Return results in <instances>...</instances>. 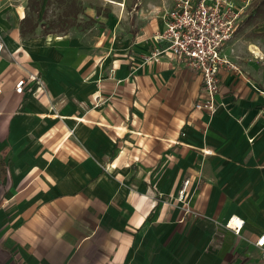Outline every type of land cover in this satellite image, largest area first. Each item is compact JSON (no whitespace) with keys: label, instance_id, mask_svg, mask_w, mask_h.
Returning a JSON list of instances; mask_svg holds the SVG:
<instances>
[{"label":"crops","instance_id":"0c3cea01","mask_svg":"<svg viewBox=\"0 0 264 264\" xmlns=\"http://www.w3.org/2000/svg\"><path fill=\"white\" fill-rule=\"evenodd\" d=\"M75 1L107 29L45 33L47 1L0 0V264H264V57L239 37L260 0L222 50L214 117L199 74L147 61L173 0H134L132 33L122 3ZM29 75L44 89L17 94Z\"/></svg>","mask_w":264,"mask_h":264},{"label":"built area","instance_id":"2783aa9c","mask_svg":"<svg viewBox=\"0 0 264 264\" xmlns=\"http://www.w3.org/2000/svg\"><path fill=\"white\" fill-rule=\"evenodd\" d=\"M250 3L251 0H244L243 5L239 6L235 0H173V7L165 14V30L156 36L159 46L147 59L148 62H159L165 54L170 53L186 68L199 74L202 95L195 109L210 117L216 116L222 106L217 99L219 75L221 69L229 64L222 56V50L239 30ZM2 51L0 41V54ZM31 83L37 84L38 89H44L40 77L29 75L16 84L17 94L22 95ZM190 183V180L183 183L178 197L187 215L191 214L188 198ZM242 225L241 221L235 226L236 233L241 231ZM255 245L264 258V235L258 238Z\"/></svg>","mask_w":264,"mask_h":264},{"label":"rangeland","instance_id":"374dc122","mask_svg":"<svg viewBox=\"0 0 264 264\" xmlns=\"http://www.w3.org/2000/svg\"><path fill=\"white\" fill-rule=\"evenodd\" d=\"M45 1H47L46 15L43 20L44 23L42 24L45 27L43 29L45 33H58L64 31L66 29L65 27L69 26V24L75 20L78 30L81 28H84V30L86 28H92L93 31L99 32L101 31L99 30L101 26L107 29V24L98 23L89 18V16L83 15V17L78 20L77 15L83 13L84 10L81 4L75 1L77 5L73 2L74 0ZM112 1L122 3V6L119 5V12H116L117 15L120 14L118 19L120 20L119 24L123 26L121 20H125L126 22V29L122 27V31L132 33L135 29L132 23V16L135 15V10L137 9L134 0H88L87 5H89V8L95 10V13L103 14L107 17L111 15V10L114 8L113 6H115L112 4ZM123 15L125 17H123ZM128 16L130 21L127 20ZM239 33V37H241L244 43L258 47L262 51V56L264 57V16L262 14L256 13L255 17L243 26Z\"/></svg>","mask_w":264,"mask_h":264},{"label":"trees","instance_id":"16d2710c","mask_svg":"<svg viewBox=\"0 0 264 264\" xmlns=\"http://www.w3.org/2000/svg\"><path fill=\"white\" fill-rule=\"evenodd\" d=\"M44 0H30V5H31V10L34 13H39V11L42 8ZM255 13L262 14L264 16V0H260L256 5H255ZM31 19L27 16L26 19L24 20L23 27L21 29V32L23 35H26L27 33L32 32L36 26H34V29L28 27V22H30Z\"/></svg>","mask_w":264,"mask_h":264},{"label":"bare ground","instance_id":"6f19581e","mask_svg":"<svg viewBox=\"0 0 264 264\" xmlns=\"http://www.w3.org/2000/svg\"><path fill=\"white\" fill-rule=\"evenodd\" d=\"M256 52V51H255ZM237 223V222H236Z\"/></svg>","mask_w":264,"mask_h":264}]
</instances>
